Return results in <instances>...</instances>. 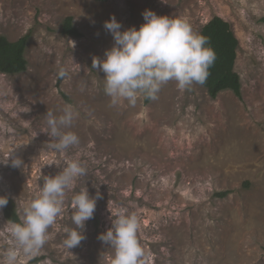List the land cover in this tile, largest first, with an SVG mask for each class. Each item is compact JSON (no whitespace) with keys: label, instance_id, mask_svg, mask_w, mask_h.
<instances>
[{"label":"rangeland","instance_id":"374dc122","mask_svg":"<svg viewBox=\"0 0 264 264\" xmlns=\"http://www.w3.org/2000/svg\"><path fill=\"white\" fill-rule=\"evenodd\" d=\"M146 9L182 17L197 33L215 16L229 21L240 42L242 96L226 90L213 99L203 85L180 91L170 81L155 101L111 106L105 74L92 68L114 44L104 23L114 16L121 31L139 28ZM69 16L82 36L62 33ZM27 33V70L0 72V195L22 214L66 161H80L86 174L68 190L45 245L32 257L21 253L18 264H111L113 249L98 236L121 211L140 221L142 264H264V0H0V35ZM60 67L69 78H58ZM66 104L79 113L69 130L80 143L55 152L46 113ZM83 187L101 198L85 238L69 249L70 202ZM0 224L2 261L13 244L4 208Z\"/></svg>","mask_w":264,"mask_h":264},{"label":"clouds","instance_id":"9594fccd","mask_svg":"<svg viewBox=\"0 0 264 264\" xmlns=\"http://www.w3.org/2000/svg\"><path fill=\"white\" fill-rule=\"evenodd\" d=\"M144 22L121 31L122 25L113 16L105 21L104 28L114 39L113 46L105 51L103 59L94 57L92 68L104 76V93L110 104L118 107L124 102L135 107L139 99L155 101L161 89L175 81L180 91H191L196 84L204 85L216 54L206 36L193 30L182 17L157 15L146 9ZM70 69L60 67L58 78H69ZM78 111L66 104L61 114L46 113V128L50 137L47 147L55 152H65L80 143L71 129L78 118ZM8 162V159H7ZM4 162V163H7ZM56 163L49 160L47 164ZM23 160L11 159L13 168H20ZM86 174V167L78 160H68L58 174L46 176L39 192L22 209L18 221L9 224L13 240L0 264H18L22 253L34 256L47 242L48 231L63 211L68 190L75 181ZM99 193L90 196L83 187L73 195L70 207L74 228L66 229L64 245L71 249L85 238L86 221L94 216ZM8 204V197L0 195V209ZM112 215V226L98 239L113 249L111 264H142L145 251L138 239L140 221L135 213L117 212Z\"/></svg>","mask_w":264,"mask_h":264},{"label":"trees","instance_id":"16d2710c","mask_svg":"<svg viewBox=\"0 0 264 264\" xmlns=\"http://www.w3.org/2000/svg\"><path fill=\"white\" fill-rule=\"evenodd\" d=\"M105 1V0H104ZM62 33L68 36H82L80 30L74 26L73 17L65 19ZM206 36L210 46L214 49L216 59L209 69V76L203 85L211 98L226 90H231L239 98L242 96V81L236 71L237 51L239 39L231 23L220 16H215L199 32ZM31 33L25 34L18 40L11 41L0 35V72L4 74H19L27 70L28 60L25 52L30 41ZM149 103V100H145ZM248 186V182H246ZM231 191L225 190L217 193L219 197H226ZM18 206L13 198L8 197V204L4 207V216L8 221H18ZM1 229V224H0Z\"/></svg>","mask_w":264,"mask_h":264}]
</instances>
